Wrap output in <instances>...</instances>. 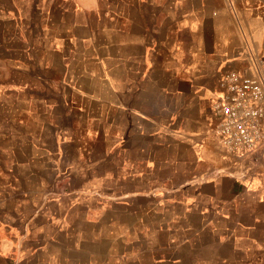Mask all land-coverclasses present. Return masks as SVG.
Instances as JSON below:
<instances>
[{"label":"rangeland","instance_id":"obj_1","mask_svg":"<svg viewBox=\"0 0 264 264\" xmlns=\"http://www.w3.org/2000/svg\"><path fill=\"white\" fill-rule=\"evenodd\" d=\"M163 1L120 0L122 23L107 14L94 23L93 37L81 38L78 29L76 40L63 42L58 36L66 19L59 26L55 13L44 23L42 1L0 0L1 242L6 226L33 227V244H44L40 259L47 264L60 247L56 240L65 250L88 246V230L106 235L115 229L111 218L120 219L128 208L141 211L135 185L148 179L157 185L141 198L178 199L175 185L212 178L215 141L227 154L212 113L215 97L205 110L204 132L183 134L172 126L199 108L191 95L198 88L188 84L196 49L183 41L195 32L174 30L185 1ZM167 6L175 15L160 16ZM110 7L115 12V3ZM154 22L171 29L154 32ZM145 36L160 41L148 48L132 43ZM138 110L154 119L143 127L151 137L136 134ZM179 209H172L174 226Z\"/></svg>","mask_w":264,"mask_h":264},{"label":"crops","instance_id":"obj_2","mask_svg":"<svg viewBox=\"0 0 264 264\" xmlns=\"http://www.w3.org/2000/svg\"><path fill=\"white\" fill-rule=\"evenodd\" d=\"M40 1L44 3V23L55 13L60 14L59 26L66 19L62 36H58L63 42L76 40L78 29L81 38L93 37L97 30L94 23L107 14L119 23L124 16L120 0ZM180 1L185 3L176 14L179 20L174 30L187 34L195 32L191 40L183 41L190 43V49H196V57H192L190 63L191 72L188 71L191 75L188 84L198 88L191 95L199 108L181 115L179 122L172 126L183 134L194 135L207 129L209 122L205 110L212 97L216 99L222 94L223 75L230 71L244 74L251 70L256 57L264 56V0ZM188 1L196 2L195 7H187ZM113 3L115 12L110 7ZM169 15L175 12L169 6L163 7L160 16ZM145 26L142 27L144 31H149ZM151 28L154 32L156 28L165 31L171 29V25H155L154 22ZM146 39L132 43L148 48L160 41ZM245 45L247 49L243 53ZM136 114L140 121L136 134L151 137L153 134L143 127L154 124V119L142 110ZM169 118L171 124L174 120ZM201 155L204 156L202 151ZM204 158L199 155V159ZM189 174L195 173L189 171ZM211 176L199 184L188 179L175 185L174 188L181 192L178 199L156 198L155 195L141 198L157 185L149 179L142 187L135 185L132 193L140 195L137 199L141 201L136 205L141 211L128 208L123 217L118 216L120 219L111 218L109 221L115 229L106 235L93 231L94 228L88 230V246L65 250L61 248L64 243L56 240L60 247L52 250L47 264H264V148L247 157H237L223 154L215 141V169ZM138 177L135 175L134 180ZM176 205H180V209L179 216L175 215L174 226L170 217ZM84 220L91 223V219ZM6 227L7 237L0 241V260L4 264H43L40 255L44 244H33L38 240L37 235L34 237L36 230L24 226L11 231Z\"/></svg>","mask_w":264,"mask_h":264},{"label":"built area","instance_id":"obj_3","mask_svg":"<svg viewBox=\"0 0 264 264\" xmlns=\"http://www.w3.org/2000/svg\"><path fill=\"white\" fill-rule=\"evenodd\" d=\"M222 87L212 104L221 147L237 157L257 153L264 148V56L244 74L225 73Z\"/></svg>","mask_w":264,"mask_h":264}]
</instances>
